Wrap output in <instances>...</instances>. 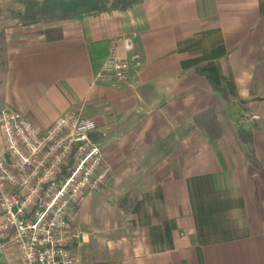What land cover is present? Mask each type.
<instances>
[{"label": "crops", "instance_id": "crops-1", "mask_svg": "<svg viewBox=\"0 0 264 264\" xmlns=\"http://www.w3.org/2000/svg\"><path fill=\"white\" fill-rule=\"evenodd\" d=\"M8 19L0 109L41 130L73 107L98 125L112 174L74 211L81 264H264V0H144L56 27ZM113 49L130 63L116 86L95 79Z\"/></svg>", "mask_w": 264, "mask_h": 264}, {"label": "built area", "instance_id": "built-area-1", "mask_svg": "<svg viewBox=\"0 0 264 264\" xmlns=\"http://www.w3.org/2000/svg\"><path fill=\"white\" fill-rule=\"evenodd\" d=\"M11 0H0V4ZM127 51L132 41L124 40ZM130 63L116 55L96 80L127 81ZM94 120L71 108L46 130L19 111L0 109V249L13 247L23 264H81L73 247L75 209L111 177Z\"/></svg>", "mask_w": 264, "mask_h": 264}, {"label": "trees", "instance_id": "trees-1", "mask_svg": "<svg viewBox=\"0 0 264 264\" xmlns=\"http://www.w3.org/2000/svg\"><path fill=\"white\" fill-rule=\"evenodd\" d=\"M18 4L24 5V17H35L40 15L47 22L67 23L79 16L100 15L103 13H111L118 10H127L133 5L144 0H15ZM59 15V16H58ZM55 16V19H54ZM58 16V17H56ZM56 38L61 39V31H57ZM224 95V91L215 87ZM244 142H247L246 133L241 132ZM253 163L257 164V160L253 153L250 156Z\"/></svg>", "mask_w": 264, "mask_h": 264}, {"label": "rangeland", "instance_id": "rangeland-1", "mask_svg": "<svg viewBox=\"0 0 264 264\" xmlns=\"http://www.w3.org/2000/svg\"><path fill=\"white\" fill-rule=\"evenodd\" d=\"M41 1H42L41 2L42 4L45 3V1H43V0H41ZM50 1H52V0H50ZM24 10H25V6L18 4L14 0L0 4V22H3V23L6 22V24H9L10 22L8 21L9 20L8 18H10L12 16H19L20 17L19 21L23 25L40 24L43 27L44 26L45 27H56V26H59L60 24H63L60 22H56V23L55 22H47L45 20V18H43L40 15H36L35 17H30V18L24 17L23 16ZM58 16H56V17H58ZM54 19H55V16H54ZM36 29H38V27H36ZM51 31H52V33L50 34L51 38H56L59 35L57 33V30L52 29ZM45 32H48V30H45ZM121 205L124 209H127V207H128L127 203L126 204L121 203ZM0 264H9V258L8 259L5 258L4 252L0 253Z\"/></svg>", "mask_w": 264, "mask_h": 264}, {"label": "water", "instance_id": "water-1", "mask_svg": "<svg viewBox=\"0 0 264 264\" xmlns=\"http://www.w3.org/2000/svg\"><path fill=\"white\" fill-rule=\"evenodd\" d=\"M98 135H97V133H95V134H92V136H91V138L93 139V140H95V141H97L98 140Z\"/></svg>", "mask_w": 264, "mask_h": 264}]
</instances>
